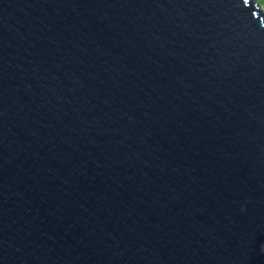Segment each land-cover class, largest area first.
Returning <instances> with one entry per match:
<instances>
[{"label": "water", "instance_id": "water-1", "mask_svg": "<svg viewBox=\"0 0 264 264\" xmlns=\"http://www.w3.org/2000/svg\"><path fill=\"white\" fill-rule=\"evenodd\" d=\"M0 264H264L253 0H0Z\"/></svg>", "mask_w": 264, "mask_h": 264}, {"label": "rangeland", "instance_id": "rangeland-1", "mask_svg": "<svg viewBox=\"0 0 264 264\" xmlns=\"http://www.w3.org/2000/svg\"><path fill=\"white\" fill-rule=\"evenodd\" d=\"M254 3H257L258 7L261 8V10L264 12V0H253Z\"/></svg>", "mask_w": 264, "mask_h": 264}, {"label": "clouds", "instance_id": "clouds-1", "mask_svg": "<svg viewBox=\"0 0 264 264\" xmlns=\"http://www.w3.org/2000/svg\"><path fill=\"white\" fill-rule=\"evenodd\" d=\"M254 2V1H253ZM258 5V4H257ZM261 9V8H260Z\"/></svg>", "mask_w": 264, "mask_h": 264}]
</instances>
